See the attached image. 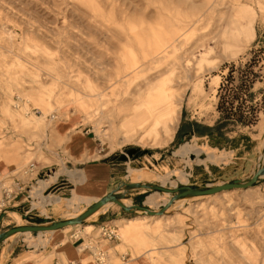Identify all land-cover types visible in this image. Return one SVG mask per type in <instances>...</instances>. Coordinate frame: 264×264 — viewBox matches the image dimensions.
Returning a JSON list of instances; mask_svg holds the SVG:
<instances>
[{
    "label": "rangeland",
    "instance_id": "rangeland-1",
    "mask_svg": "<svg viewBox=\"0 0 264 264\" xmlns=\"http://www.w3.org/2000/svg\"><path fill=\"white\" fill-rule=\"evenodd\" d=\"M245 3L257 10L256 36L226 48L215 34L226 11L249 6ZM174 10L183 13L177 20L181 35L153 62L146 54L163 31L160 19L171 17ZM144 26L148 35L139 39L134 32ZM161 72L185 78L182 87H175L182 104L162 144L145 135L136 119ZM248 79L255 100L246 105L257 111L256 123H230L223 131L229 140L218 132L213 138L194 133L184 137L187 124H193L194 131L216 125L225 93L221 86L234 88ZM263 113L264 0H0V146L23 155L24 166L16 174L25 190L17 201L63 166L75 170L79 162L104 158L122 163L126 182L174 187L244 179L249 173L244 165L251 168L264 161ZM74 116V130L68 126V133L59 135L57 124ZM78 131L94 139L95 154L89 159L76 160L68 152L69 136ZM236 140L249 153L245 158L229 151ZM186 143L202 152L182 155L179 150ZM206 152L223 154V159L210 161ZM4 182L15 186L13 177ZM73 188L68 172L60 173L45 194L60 196L61 201L38 206L33 213L75 216L87 203L69 202ZM146 194L158 197L150 204L155 210L171 197L153 190ZM27 199L20 210L32 207V198ZM147 216L121 212L111 219L119 226L117 249L124 255L132 248L134 258L146 254L150 264H264V181L248 189L181 199L164 216ZM142 217L146 219L126 233L129 220ZM19 222L28 223L22 216ZM94 223L90 219L75 229L82 231L79 235H96L101 225ZM105 243L114 264H132L116 258Z\"/></svg>",
    "mask_w": 264,
    "mask_h": 264
},
{
    "label": "crops",
    "instance_id": "crops-1",
    "mask_svg": "<svg viewBox=\"0 0 264 264\" xmlns=\"http://www.w3.org/2000/svg\"><path fill=\"white\" fill-rule=\"evenodd\" d=\"M247 7H234L226 11L224 16V24L219 32L215 34V38L222 42V44L226 48L236 47L244 42H251L254 40L256 36V29L254 26L256 17H257V10L251 6L250 4ZM178 16H183V13L179 10H174L171 17H166V20L161 21L159 24L163 25V31H161L157 41L153 44L151 48V54H146L152 56V61H156L160 54L166 49V47L171 46L172 44L176 43L179 36L181 35V27L177 22ZM145 26L142 30H137L134 34L137 38L140 39L141 36L148 35V31L145 30ZM156 35V34H155ZM164 38L167 39V43H164ZM184 77L178 79L176 77H172L170 75H165L164 72L159 73L158 79L155 85L150 88L147 92L145 99H147L148 95L151 91L157 90L159 88L164 94V100L166 101L167 107L169 109L168 116L164 119V122L158 123L157 118L159 117L158 112H152L146 105L144 110L136 114V119L140 121V130L142 129L147 136L153 137V140L157 143H165L167 139L168 133L171 131V127L177 115V110L181 107L182 98L179 93H177V89L175 87H182L184 82ZM164 83V84H163ZM81 98L77 97L75 100ZM79 111H84L83 108L79 106ZM88 114V112H86ZM170 117V119L168 118ZM262 127H264V113L262 115ZM77 116L71 117L68 123H59L56 126L57 132L59 135L67 134L68 133V126H71V130H74L73 127L75 125V121ZM188 130L184 131V137L186 135L199 134L200 137H210L213 138L216 132L210 133L209 131H194V128L190 124H187ZM192 129H191V128ZM193 130V131H191ZM78 131L75 134L69 136V154L74 157L76 160H84L87 156H92L95 154V142L94 139H85L84 136L79 134ZM138 133H134L129 135V137H125V140H129L131 136H136ZM253 139V137H250ZM250 139V140H252ZM254 140V139H253ZM243 141V140H242ZM249 142V141H248ZM238 140H236V144L233 146L232 149L229 151L238 152L240 156L236 158L241 159L245 158V155L249 154L247 151L244 152V148L241 147L242 142L238 146ZM230 147V146H229ZM12 147L5 148L0 146V182H2L6 178H12L17 180V170L24 166V159L21 153H15L14 151L10 150ZM244 152V153H243ZM211 153V152H210ZM247 153V154H245ZM215 154L219 157L218 160L223 159V154ZM183 155V154H182ZM187 155V154H185ZM207 156V153H206ZM206 160V157H205ZM211 161V160H210ZM81 165L80 169L70 170L63 166L59 171H57L51 178L45 180H39L38 184L33 187L31 196L34 199V206H42L46 207L49 206L48 203L51 201L60 202L61 197L56 196L54 194H45V190L47 187L50 186L51 183H54L58 177V175L64 171H67L68 174L71 176L69 171L78 172L77 181L74 180L71 176V179L74 182V188L72 189L70 203L73 204L74 201H81V203H87L83 210L91 203H93L96 199H99L109 191L114 190L120 183L126 182L125 178L122 173L123 169L120 167L122 163L114 161V159L104 158L94 159L91 161H82L79 162ZM259 163L252 164V167L249 168L248 165H244V170L248 175L242 177L247 179L253 175L255 170L257 169ZM63 169H65L63 171ZM125 171V170H124ZM165 178V177H164ZM181 178L186 180V176L182 175ZM129 182V181H128ZM131 182H141L139 181H131ZM165 182V181H164ZM130 197L124 199L125 202L130 201V203L126 204H140L146 207H152L150 204H155L157 202L158 197L151 195L148 196L146 193L148 190L139 188L133 189L130 191ZM63 194V191L60 192ZM36 195V196H34ZM28 196L24 199L15 201V204L8 209L7 215L4 217L1 225H0V232L5 231L6 229L18 225V224H28V223H20V217L16 213H11V211H15L22 215L23 213H32L31 209H34L33 206L28 210H20L24 208V203L26 200L28 201ZM30 198V197H29ZM37 199V200H36ZM147 199V202H146ZM149 202V203H148ZM37 204V205H36ZM119 206L117 203H109L102 207L97 213L93 214L87 220H92L94 226L112 223L111 220L114 217H118V214L123 213H132L124 210L123 208L117 209ZM19 210V211H18ZM81 210L79 213H81ZM118 210V211H117ZM22 211V212H21ZM78 213V214H79ZM40 216H49L56 219H65L67 217L62 216H50L43 211L40 210ZM77 215V214H76ZM13 218V219H7ZM72 217V216H71ZM17 220V221H14ZM146 218H134L129 220V222L125 225L126 233L132 230L134 224L137 222H142ZM82 226V225H77ZM76 226L67 227L64 229H59L55 231H47V232H31V233H16L5 241L0 243V264H55L57 260L59 261H76L77 264H95L92 254L89 250H81L80 246L82 242L88 239L85 235L78 234L82 231H78L75 229ZM87 229H91L88 226ZM92 231V230H91ZM90 231V232H91ZM119 240V239H118ZM118 240L108 241V240H101V245H105L107 242L108 247L113 249L114 256L116 258H121L123 260H132V264H150L148 256L145 254H139L134 258L132 255L133 250L132 248L128 249L127 253L124 255L121 253L117 246H120V242ZM127 260V261H128ZM134 260V261H133ZM110 264H114L110 260Z\"/></svg>",
    "mask_w": 264,
    "mask_h": 264
},
{
    "label": "water",
    "instance_id": "water-1",
    "mask_svg": "<svg viewBox=\"0 0 264 264\" xmlns=\"http://www.w3.org/2000/svg\"><path fill=\"white\" fill-rule=\"evenodd\" d=\"M263 181L264 161L260 162L251 177L247 179L235 178L218 185L199 186L195 184H181L179 186L171 187L155 182H122L114 190L109 191L99 199H96L81 213L72 217L56 219L49 216L35 215L33 213L35 208L31 209L32 213H23L21 216L29 223L14 225L5 231L0 232V243L16 233L47 232L64 229L71 226L84 225L88 218H90L93 214L98 212L102 207L109 203H117L121 208L128 212L141 211L148 216H164L166 211L178 200L215 195L233 189H248L250 187H255L258 183ZM139 188L168 193L171 195V197L166 203L162 204V207L158 210L151 209L140 204H126L123 200L131 196L130 191ZM7 213L8 210L0 214V225Z\"/></svg>",
    "mask_w": 264,
    "mask_h": 264
},
{
    "label": "trees",
    "instance_id": "trees-1",
    "mask_svg": "<svg viewBox=\"0 0 264 264\" xmlns=\"http://www.w3.org/2000/svg\"><path fill=\"white\" fill-rule=\"evenodd\" d=\"M233 74L232 70L230 76ZM224 85V83H223ZM253 81L251 79L242 81V84L237 87L221 86V90H225V93L221 94V100L218 104V110L221 113L220 118L215 126L205 127V131L218 132V134L224 139L229 140L228 137L224 135V129L230 124H240V125H252L257 121V111L253 105H246L249 100L251 103L255 100V94L251 91ZM224 87V88H223ZM247 96L248 99H245ZM236 102H239L236 105ZM198 131H203L199 130ZM250 139V138H249ZM234 141V140H232Z\"/></svg>",
    "mask_w": 264,
    "mask_h": 264
},
{
    "label": "built area",
    "instance_id": "built-area-1",
    "mask_svg": "<svg viewBox=\"0 0 264 264\" xmlns=\"http://www.w3.org/2000/svg\"><path fill=\"white\" fill-rule=\"evenodd\" d=\"M14 183L15 186L7 184L4 180L0 182V214L11 208L15 204L18 196L25 190V183H23L20 179L14 180ZM30 194L31 191L27 196L31 198ZM119 238L118 226L106 223L99 227L98 234L88 235V239L82 242L80 248L81 250H89L91 252L95 264H110V255L101 245V240L113 241L118 240ZM55 264H77V262H64L57 260Z\"/></svg>",
    "mask_w": 264,
    "mask_h": 264
},
{
    "label": "bare ground",
    "instance_id": "bare-ground-1",
    "mask_svg": "<svg viewBox=\"0 0 264 264\" xmlns=\"http://www.w3.org/2000/svg\"><path fill=\"white\" fill-rule=\"evenodd\" d=\"M156 89L157 90L150 92V94L148 95L147 99L144 100L143 104L146 105L152 112L157 111L158 112L157 115H159V117L157 118V122L158 123H160V122L163 123L164 119L168 116L169 109L167 107L166 101L164 100L163 92L159 88H156ZM168 118L170 119V117H168ZM194 150L197 151L198 154L200 152H202V149L195 148L192 145H190L189 143H186V144L182 145L180 147L179 151H180V153L185 155V154H189L190 152H192ZM206 153H207V159L208 160H211V161H217L218 160V157L215 154H212L210 152H206ZM69 173L71 174L72 178L74 180L76 179V181H77V177L79 175L78 172L69 171ZM41 180H45V179H41ZM250 188H252V187H250ZM229 191H231V190H229ZM31 192H32V190H31ZM224 192H228V191H224ZM224 192H222V193H224ZM166 194H168V193H166ZM30 196H31V194H30ZM34 196H36V195H34ZM209 196H212V195H209ZM31 198H32V201H31L32 202V206H33V208H36L37 206H34V204H33L34 203L33 202L34 199H33L32 196H31ZM11 213H16L21 218L20 213L15 212V211H11L9 214H11ZM147 217H154V216H147ZM158 217H161V216H158ZM118 228H119V226H118ZM26 233H30V232H26ZM119 236H120L119 239L121 240L122 235H121L120 229H119Z\"/></svg>",
    "mask_w": 264,
    "mask_h": 264
}]
</instances>
